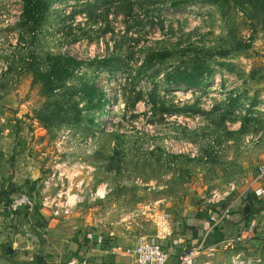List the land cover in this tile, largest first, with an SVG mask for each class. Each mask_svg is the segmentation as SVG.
I'll use <instances>...</instances> for the list:
<instances>
[{"label":"rangeland","instance_id":"1","mask_svg":"<svg viewBox=\"0 0 264 264\" xmlns=\"http://www.w3.org/2000/svg\"><path fill=\"white\" fill-rule=\"evenodd\" d=\"M23 5L0 0L6 251L20 234L35 247L27 264L36 255L52 264L85 260L88 250L160 234L189 209L217 211L207 202L212 191L252 183L264 164V0H49L36 27L22 19ZM154 52L169 54L151 63ZM49 54L83 62L77 77L45 82ZM105 58L110 64L98 66ZM198 67L207 71L200 87L167 82L172 71ZM87 83L103 102L76 93ZM24 193L33 210L12 209ZM263 210L236 217L259 238L226 242L206 260L233 264L241 254L244 264H264Z\"/></svg>","mask_w":264,"mask_h":264},{"label":"crops","instance_id":"2","mask_svg":"<svg viewBox=\"0 0 264 264\" xmlns=\"http://www.w3.org/2000/svg\"><path fill=\"white\" fill-rule=\"evenodd\" d=\"M198 208H192L186 212L180 213L179 216H175L174 219H171L173 221H165L167 227L165 229L160 230V234H154L153 236L147 235L152 239V241L153 239H160V242H162V245L166 248L170 255L168 264H179L180 257L193 246L200 243L205 237V235L209 233L211 224L207 219L208 211L204 207L200 208L199 211H197ZM201 209H204V211L200 212ZM260 214H264V210L261 211ZM237 216L238 214H236L234 217H232L225 223V226L221 231L223 232L224 240L222 242L211 244L209 243V240L212 233H210L209 238L206 242L207 246H215L216 248H218L222 244L226 243L227 238H230L231 233L234 231L233 228L239 227V229H241L244 224H241L240 222V224L237 223V221H239L236 219ZM256 216L257 213H254L252 215V217ZM28 217H26L27 221L31 219V217H33V214H30ZM14 218L16 219L17 225L21 226L25 222L23 221V214L16 215L14 216ZM234 222L236 225L233 226L232 223ZM247 231L251 235H253V233L255 232L252 226L247 228ZM254 235L258 236V234L256 235L255 233ZM20 236V234H16L11 237L13 243L12 247L9 246V252L6 251L7 244L9 243V240H7L8 237L4 234L0 235V264H27V251H31V255H33V250L35 249V247H33L31 244L24 243ZM35 236L36 235L32 234L31 232L26 234V238L28 240L29 238L33 240L31 243L34 242ZM18 238L20 239L18 240ZM129 246L130 245L128 243L126 244V242H123L122 244H118L117 246H111L107 249H91V251L88 250V252L86 253L85 260L88 262V264H131L132 260L124 254V250ZM19 251L23 253L19 254ZM203 258L204 260H206L205 257H202L201 259L203 260Z\"/></svg>","mask_w":264,"mask_h":264},{"label":"built area","instance_id":"3","mask_svg":"<svg viewBox=\"0 0 264 264\" xmlns=\"http://www.w3.org/2000/svg\"><path fill=\"white\" fill-rule=\"evenodd\" d=\"M236 189V186H231L225 192H220L217 189L210 193L211 197L208 199V204L215 205L217 211L210 208L208 210V219L211 224L209 233L205 235L200 243L193 246L180 257L179 264H211L208 260L201 259L202 257H213L217 249L215 246H207L206 244L210 233H213L216 229L222 231L225 223L234 217L239 210H243L249 195H254L258 200L264 201V164L258 166L252 183L246 189L242 190V192H236ZM233 192H236V195L230 198ZM34 207L35 200L27 193L16 196L12 202V209L14 210L28 209L31 211ZM203 211L204 209L200 210V212ZM59 213L60 211H57V215ZM65 213H69V210H66ZM253 237L259 238L254 233L251 235L247 228L243 226L234 239L227 238L226 242L230 246L242 245ZM124 254L132 260L131 264H168L170 258L169 252L161 243L153 242L146 236L139 238L134 246L127 247L124 250ZM240 255L235 256L233 264L245 263L240 259ZM70 264H88V262L86 260H73Z\"/></svg>","mask_w":264,"mask_h":264},{"label":"trees","instance_id":"4","mask_svg":"<svg viewBox=\"0 0 264 264\" xmlns=\"http://www.w3.org/2000/svg\"><path fill=\"white\" fill-rule=\"evenodd\" d=\"M48 2L49 0H24L23 12H22V19L24 20V22H26L29 26L31 25L32 27H36L41 22H43L46 13L45 11H47L49 8L47 7ZM123 2L124 1H122V3ZM91 5H95V4H89V6ZM85 13H87L90 17H92L96 12L85 10ZM22 41L23 40L21 37L20 42ZM168 54L169 53L167 52H154L149 54V56H147V61L151 63H159L161 60L166 59L168 57ZM111 61H112L111 58L100 59L97 60V64L98 66L107 67ZM82 65L83 62L69 55L49 54L46 69L42 70L41 75L45 80V82H47L49 85L53 84V86H55L56 84L65 83L69 80L76 78L77 77L76 72L79 68L82 67ZM205 70L206 69H203L201 67L194 68L192 70L178 69L174 72L172 71L170 74L167 75V82L170 84L184 85L193 88L200 87L203 84L204 76L207 74V71ZM76 93L80 94L85 99L87 98V100L91 103L94 102L96 99H98L99 102H103V100L105 99V95L101 93L96 88V86L90 83L83 84L76 91ZM247 202L252 207V213H251L252 215L264 208V201L258 200L254 195H249ZM223 240H224L223 232H221V230L219 229H216L213 231L209 243L211 244L218 243V242H222Z\"/></svg>","mask_w":264,"mask_h":264},{"label":"water","instance_id":"5","mask_svg":"<svg viewBox=\"0 0 264 264\" xmlns=\"http://www.w3.org/2000/svg\"><path fill=\"white\" fill-rule=\"evenodd\" d=\"M252 213V207L251 205L246 202L244 207H243V211H242V219H246L247 217H249ZM36 263L37 264H52V263H49L45 257L43 256H37L36 258Z\"/></svg>","mask_w":264,"mask_h":264}]
</instances>
